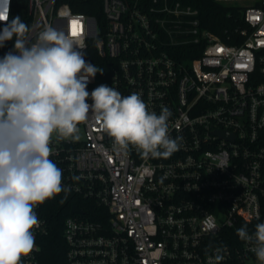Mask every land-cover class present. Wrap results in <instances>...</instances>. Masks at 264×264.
Listing matches in <instances>:
<instances>
[{
  "label": "built area",
  "instance_id": "2783aa9c",
  "mask_svg": "<svg viewBox=\"0 0 264 264\" xmlns=\"http://www.w3.org/2000/svg\"><path fill=\"white\" fill-rule=\"evenodd\" d=\"M198 1L103 0L100 24L68 3L29 0V43L49 25L73 37L103 70L89 93L106 84L157 114L166 107L170 136L182 138L171 156L145 157L115 151L91 117L79 140L52 134L62 192L85 203L64 217L59 264H259L237 229L264 223V0H214L240 12L221 34ZM50 199L34 207L35 247L20 264H47Z\"/></svg>",
  "mask_w": 264,
  "mask_h": 264
},
{
  "label": "clouds",
  "instance_id": "9594fccd",
  "mask_svg": "<svg viewBox=\"0 0 264 264\" xmlns=\"http://www.w3.org/2000/svg\"><path fill=\"white\" fill-rule=\"evenodd\" d=\"M10 4L0 0V48L15 37L14 51L0 57V264H20L21 255L33 251L32 230L39 226L34 207L66 191L62 169L50 159L54 132L79 140L78 125L91 117L113 139L115 151L134 146L145 157H169L182 139L170 136L166 107L157 114L139 94L123 96L106 84L89 93L90 78L103 70L86 62L74 38L54 26L29 43L20 16L9 19ZM206 223L214 227L210 219ZM237 235L253 244L264 264V223L252 235L244 225ZM222 259L217 250L215 260Z\"/></svg>",
  "mask_w": 264,
  "mask_h": 264
},
{
  "label": "trees",
  "instance_id": "16d2710c",
  "mask_svg": "<svg viewBox=\"0 0 264 264\" xmlns=\"http://www.w3.org/2000/svg\"><path fill=\"white\" fill-rule=\"evenodd\" d=\"M62 3H68L73 11L82 12L96 18L98 23L105 20L102 3L103 0H59ZM197 5L201 8V18L206 27L214 32L221 34L224 27L231 26L234 17L239 15L237 7L226 6L217 3L214 0H199ZM19 15L21 20L30 29L32 24V14L30 13L29 0H12L10 18ZM0 24V30L3 28ZM15 37L6 41L4 47L0 48V57L5 53L14 51ZM86 62L96 64L94 59H85ZM73 202L80 203L84 206V202L67 192H61L51 198L44 208V216L47 219L49 232L42 238L41 245L43 249V259L47 264H59L63 261L65 253V242L62 235L64 217L70 214V206Z\"/></svg>",
  "mask_w": 264,
  "mask_h": 264
},
{
  "label": "water",
  "instance_id": "95a60500",
  "mask_svg": "<svg viewBox=\"0 0 264 264\" xmlns=\"http://www.w3.org/2000/svg\"><path fill=\"white\" fill-rule=\"evenodd\" d=\"M71 211L72 212H80L81 209H80V207L78 205L74 204V205H72Z\"/></svg>",
  "mask_w": 264,
  "mask_h": 264
},
{
  "label": "snow or ice",
  "instance_id": "6c2138e0",
  "mask_svg": "<svg viewBox=\"0 0 264 264\" xmlns=\"http://www.w3.org/2000/svg\"><path fill=\"white\" fill-rule=\"evenodd\" d=\"M76 22L74 21L73 24H75ZM73 35H76V33L74 32Z\"/></svg>",
  "mask_w": 264,
  "mask_h": 264
}]
</instances>
